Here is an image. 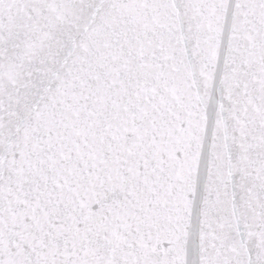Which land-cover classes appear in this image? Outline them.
<instances>
[{"label": "snow or ice", "instance_id": "obj_1", "mask_svg": "<svg viewBox=\"0 0 264 264\" xmlns=\"http://www.w3.org/2000/svg\"><path fill=\"white\" fill-rule=\"evenodd\" d=\"M0 264H264V0H0Z\"/></svg>", "mask_w": 264, "mask_h": 264}]
</instances>
